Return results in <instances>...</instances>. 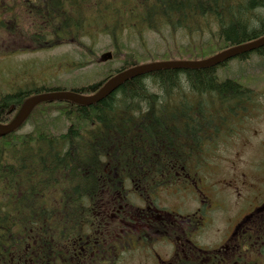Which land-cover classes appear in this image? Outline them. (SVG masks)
<instances>
[{"label":"trees","instance_id":"obj_1","mask_svg":"<svg viewBox=\"0 0 264 264\" xmlns=\"http://www.w3.org/2000/svg\"><path fill=\"white\" fill-rule=\"evenodd\" d=\"M259 12L264 0H0V46L7 49L0 56L72 47L77 60L51 67L69 73L103 66L74 76L79 83L69 89L92 95L132 67L201 61L258 39ZM147 32L179 33L188 42L154 52L125 41L143 43ZM103 53L109 59L100 62ZM252 57L264 62V47L215 67L131 78L89 106L37 105L21 128L0 138V264H110L99 247L78 249L90 236L87 202L123 206L140 190L146 197L197 181L215 144L236 135L255 108L264 71L229 75L231 62ZM46 80L0 93V124L27 98L67 91L61 86L72 79Z\"/></svg>","mask_w":264,"mask_h":264},{"label":"flooded vegetation","instance_id":"obj_2","mask_svg":"<svg viewBox=\"0 0 264 264\" xmlns=\"http://www.w3.org/2000/svg\"><path fill=\"white\" fill-rule=\"evenodd\" d=\"M198 181H203L202 186L196 181L188 187L178 183L175 188L161 189L146 197L140 190L130 206L126 202L123 206L119 202H98L96 205L87 202L93 212L88 227L90 236L78 249L82 251L89 244L94 251L99 247L104 250L105 257H112L110 264L126 248L144 257L149 255L145 259L150 260V264H264V177L261 183L241 179L233 187V202L241 204L237 203L230 227L210 248L200 247L194 235L196 237L211 222L210 213L222 209V203L215 201L218 196L212 193V185H207L202 178ZM260 184L262 187L256 190ZM163 190L196 193L194 210L179 214L181 207L167 212L153 206V202H160L158 195ZM128 224L132 228L128 229ZM156 239L169 250L163 253L149 244Z\"/></svg>","mask_w":264,"mask_h":264},{"label":"rangeland","instance_id":"obj_3","mask_svg":"<svg viewBox=\"0 0 264 264\" xmlns=\"http://www.w3.org/2000/svg\"><path fill=\"white\" fill-rule=\"evenodd\" d=\"M257 14L259 15L258 17L264 18V13L259 12ZM4 40L2 39L0 42ZM125 41L128 42L129 46L138 51L146 49L161 52L167 47L186 44L188 38L181 36L179 33L177 36L171 37L168 33L157 35L147 32L144 35L143 43L127 36L125 37ZM0 50L5 51L7 49L0 46ZM71 50L72 47H62L51 51L0 56V93H9L13 86L27 85L31 82L45 81L46 79H48L46 81L72 79L70 86L67 85L68 83L61 86L69 91L72 86L79 83L78 78L74 76L85 71L93 70L95 72L104 69L103 66L95 65L81 71H71L69 73L67 71H53L54 68L51 66H57L62 62L78 59V55ZM108 59L109 55L103 53L100 57V62H105ZM118 64L117 62L114 63L113 67H117ZM229 66L231 73H228L233 78H236L240 72L264 71V62L259 61L256 57H252L249 61L242 64L231 62ZM56 69L60 70V68ZM219 77L222 78L224 76L219 74ZM30 129V126H26L22 129V132H27ZM238 129L236 135H231L215 144L211 158L207 160L209 166L207 169L204 168L206 169V173L200 176L206 181L207 185H212L210 187L212 193L218 196L215 201L222 203V209L210 213L211 216L209 219L211 222L196 237L194 235V239L200 247L210 248L215 244L213 242H217L219 236L230 227L229 221L234 214L237 203L241 204V202H233V187L241 179H244L248 183L263 182L264 86L261 89L255 108L248 120ZM197 184L202 186L203 181ZM261 187V184L258 185L256 190ZM126 188L129 189L128 192L131 190L129 184L126 185ZM158 197L160 202H155V206L160 209H166L167 212L171 210L176 211V208L181 207L178 213L184 214L188 210L192 211L195 208L196 193L189 190L185 192L181 191L180 193H171L170 191L163 190L159 193ZM127 228H132V225L128 224ZM149 244L163 253L169 250L168 248L162 247L159 239L151 241ZM148 256L144 257L138 251L126 248L124 252L121 251L119 253L113 264H150V260L145 259Z\"/></svg>","mask_w":264,"mask_h":264},{"label":"water","instance_id":"obj_4","mask_svg":"<svg viewBox=\"0 0 264 264\" xmlns=\"http://www.w3.org/2000/svg\"><path fill=\"white\" fill-rule=\"evenodd\" d=\"M261 47H264V36L247 44L221 52L209 59L202 61H170L135 66L121 71L115 76L111 77L96 93L89 97H83L74 92H53L32 96L24 101L17 116L11 123L7 125L0 124V137L10 134L19 128L27 119L34 107L40 103L52 101H70L82 106L91 105L93 103L99 102L107 95L117 90L124 82L131 78L163 69H205L209 67H215L239 54L251 52Z\"/></svg>","mask_w":264,"mask_h":264},{"label":"bare ground","instance_id":"obj_5","mask_svg":"<svg viewBox=\"0 0 264 264\" xmlns=\"http://www.w3.org/2000/svg\"><path fill=\"white\" fill-rule=\"evenodd\" d=\"M249 42H251V41H249ZM249 42H246V43H244V44H247V43H249ZM244 44H241V45H244ZM241 45H237V46L231 47V48H229V49L236 48V47L241 46ZM229 49H227V50H229ZM225 51H226V50H225ZM223 52H224V51H223ZM242 54H243V53H242ZM239 55H240V54H239ZM102 86H103V85H102ZM102 86H101V87H102ZM79 95H80V94H79ZM80 96H83V97H89V96H91V95H80ZM93 104H94V103H93ZM83 106H89V105H83ZM16 116H17V115H16ZM14 119H15V118H14ZM14 119H13V120H14ZM13 120H12V121H13ZM12 121H11V122H12ZM11 122H9V123H11ZM9 123H7V124H9ZM7 124H2V125H7Z\"/></svg>","mask_w":264,"mask_h":264}]
</instances>
